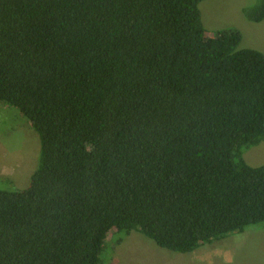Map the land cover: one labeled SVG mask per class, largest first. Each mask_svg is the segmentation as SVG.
Listing matches in <instances>:
<instances>
[{"label":"trees","instance_id":"1","mask_svg":"<svg viewBox=\"0 0 264 264\" xmlns=\"http://www.w3.org/2000/svg\"><path fill=\"white\" fill-rule=\"evenodd\" d=\"M202 1L0 0V102L41 141L30 184L0 189V264H101L113 230L187 253L264 225V164L244 157L264 52L208 35Z\"/></svg>","mask_w":264,"mask_h":264},{"label":"rangeland","instance_id":"2","mask_svg":"<svg viewBox=\"0 0 264 264\" xmlns=\"http://www.w3.org/2000/svg\"><path fill=\"white\" fill-rule=\"evenodd\" d=\"M258 2L203 0L199 7L207 34L237 28L243 34L240 47L264 52V19L252 21L244 14L246 6ZM40 147V137L29 120L14 106L0 102V189L17 190L30 184L38 167ZM244 157L251 165L264 164V140L247 148ZM114 232L107 239L101 264H264V225H251L187 253L163 248L140 230Z\"/></svg>","mask_w":264,"mask_h":264}]
</instances>
